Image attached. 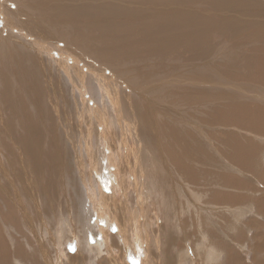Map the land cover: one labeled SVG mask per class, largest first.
I'll return each mask as SVG.
<instances>
[{"label":"rangeland","instance_id":"rangeland-1","mask_svg":"<svg viewBox=\"0 0 264 264\" xmlns=\"http://www.w3.org/2000/svg\"><path fill=\"white\" fill-rule=\"evenodd\" d=\"M263 34L264 0H0V264H264V134L225 122Z\"/></svg>","mask_w":264,"mask_h":264},{"label":"bare ground","instance_id":"bare-ground-1","mask_svg":"<svg viewBox=\"0 0 264 264\" xmlns=\"http://www.w3.org/2000/svg\"><path fill=\"white\" fill-rule=\"evenodd\" d=\"M255 6H257V5H255ZM9 7V6H8ZM11 7V6H10ZM9 7V8H10ZM3 10V9H2ZM13 14V13H12ZM253 14V13H252ZM13 16V15H12ZM17 18V17H16ZM3 20V19H2ZM17 20V19H16ZM10 21V20H9ZM18 21V20H17ZM16 21V22H17ZM19 22V21H18ZM8 24V23H7ZM18 24V23H17ZM4 25V24H3ZM6 25V24H5ZM6 27V26H5ZM128 27V26H127ZM126 27V28H127ZM131 27H133V25L132 26H130V29H131ZM129 28V27H128ZM132 32V31H131ZM261 32V31H260ZM133 33V32H132ZM204 33V32H203ZM248 33V32H247ZM260 34V33H259ZM127 35V34H126ZM248 36V35H247ZM130 37H132V36H130ZM222 37V36H221ZM243 37V36H242ZM248 38V37H247ZM130 39V38H129ZM215 39H218V40H221V38L219 39V38H215ZM249 39V38H248ZM141 40V39H140ZM264 34L263 35H261V36H258V37H256L255 38V42H259V44H257L255 47H252V48H249V49H247L246 50V52H245V54H243V55H236L237 56V58L239 59V61H240V63L242 64V65H245L244 66V68H245V72L247 73V75L248 76H250V78L251 79H253V80H255V82H260V84H263L264 85V50H263V46H264ZM129 41V40H128ZM136 41V40H135ZM143 41V40H142ZM137 42H139V41H137ZM244 42H247L246 40H244V39H236L234 42H233V44H238V45H241V44H243ZM183 43V42H182ZM132 44V43H131ZM224 44V43H223ZM131 46H133V45H131ZM130 46V47H131ZM127 47V46H126ZM199 47V46H198ZM228 47V46H227ZM235 47H237V46H235ZM214 48V47H213ZM233 49V48H232ZM231 50V49H230ZM222 51V50H221ZM229 51V50H228ZM235 52H236V49L234 50ZM237 53V52H236ZM221 54V53H220ZM223 54V53H222ZM255 54H257V56H255ZM213 57V56H212ZM231 57V56H230ZM229 57V58H230ZM163 58V57H162ZM10 60V59H9ZM6 61H8V59L6 60ZM5 61V62H6ZM229 61V60H228ZM201 63V62H200ZM208 63V62H207ZM187 64V63H186ZM210 64V63H209ZM221 64V63H220ZM7 66H10V63L7 65ZM219 68H220V66H219ZM223 69V68H222ZM214 70V69H213ZM172 71V70H171ZM216 71V70H215ZM243 72V71H242ZM217 73H218V71H217ZM216 73V74H217ZM20 74V73H19ZM246 75V76H247ZM14 76V75H13ZM19 76V75H18ZM218 76V75H217ZM245 76V77H246ZM7 77V76H6ZM153 77H155V76H153ZM241 77V76H240ZM23 78V77H22ZM19 79H21V78H19ZM27 79V78H26ZM179 79V78H178ZM247 80V79H246ZM14 81H15V79H14ZM5 83V82H4ZM20 83V82H19ZM25 83V82H24ZM15 84V83H14ZM16 85H18V84H16ZM25 85V84H24ZM21 86V85H20ZM236 86V85H235ZM7 87V86H6ZM24 87V86H23ZM26 87V86H25ZM18 89V88H17ZM254 89H256V88H254ZM253 89V90H254ZM259 89V88H258ZM257 89V90H258ZM252 90V91H253ZM17 91V90H16ZM21 90H19V92H20ZM14 92H15V89H14ZM48 92V91H47ZM100 92V91H99ZM239 92V91H238ZM258 92H259V90H258ZM16 93V92H15ZM14 93V95H16ZM23 93H24V90H23ZM26 93V92H25ZM58 93V92H57ZM244 93V92H243ZM261 93V92H260ZM20 94V93H19ZM22 94V93H21ZM20 94V95H21ZM237 94V93H236ZM13 95V94H12ZM227 95V94H226ZM65 97V96H64ZM233 97V96H232ZM244 97V96H243ZM242 97V98H243ZM238 98V97H237ZM241 98V99H242ZM261 99L263 98V102H264V96L263 97H260ZM21 99V98H20ZM80 99V98H79ZM84 100V99H83ZM239 100V99H238ZM244 102V101H243ZM245 102H247L248 104H246L245 103V105H243V104H240L239 106L237 105V102H236V104H232V107H231V111H230V113H228V115H227V118H229L227 121H225V122H228V121H231V120H233V121H235V122H240V123H246L247 121H250V122H254L253 123V125H252V123H251V127L253 128V130H256V131H254L255 133H257V134H264V115H259L258 116V118H257V113H253L252 111L254 110L252 107H254V106H250V104H251V102H252V100L250 99V100H247V101H245ZM258 103V102H257ZM87 104H88V102H87ZM92 105V104H91ZM253 105V104H252ZM83 106V105H82ZM85 106V105H84ZM93 106V105H92ZM39 108V107H38ZM58 108V107H57ZM39 110V109H38ZM260 110V109H259ZM257 111V110H256ZM50 112V111H49ZM260 112H263L264 113V108L260 111ZM11 113V112H10ZM77 113V112H76ZM36 114V113H35ZM38 114V113H37ZM39 115V114H38ZM25 116V115H24ZM27 116V115H26ZM35 117V116H34ZM42 117H43V115H42ZM45 117V116H44ZM231 117V118H230ZM13 118V117H12ZM81 118V117H80ZM89 118H90V116H89ZM108 119V118H107ZM25 120H26V122L27 123H23V120H18L17 121V123H16V130H20V131H22V133L20 132V135L18 134V135H14V133H13V137L14 136H17V140H15L16 142H23L24 144H25V141H26V137L28 136L27 134V132H28V127H30V125H29V120H27V117H25ZM232 121V122H233ZM231 122V123H232ZM43 123V122H42ZM248 123V122H247ZM246 123V124H247ZM237 124V123H236ZM250 124V123H249ZM227 125V124H226ZM234 126V125H233ZM238 126H239V124H238ZM33 127V126H32ZM243 127V126H242ZM34 128V127H33ZM37 128V127H36ZM46 128V127H45ZM2 132V131H1ZM11 132V131H10ZM25 133V134H24ZM27 133V134H26ZM38 133V132H37ZM32 134V133H31ZM97 135V134H96ZM213 135H215V134H213ZM92 136V135H91ZM88 138V137H87ZM93 138V137H92ZM15 139V138H14ZM32 139H33V137H32ZM29 140H30V138H29ZM48 140V139H47ZM92 140V139H91ZM163 140V139H162ZM33 141V140H32ZM41 141V140H40ZM229 141V140H228ZM36 142V141H35ZM44 141H42V143H43ZM239 142V141H238ZM41 143V144H42ZM89 143H90V140H89ZM240 143V142H239ZM40 144V145H41ZM235 144H237L236 142H232V149L234 150L235 148H236V146H235ZM5 145V144H4ZM87 145H88V147H87ZM86 145V149H87V153L89 154L90 153V145L89 144H87ZM237 145H239L240 146V144H237ZM241 145H242V143H241ZM245 145V144H244ZM243 145V146H244ZM50 146H52V144H50ZM6 148H7V146H5ZM245 147V146H244ZM95 148V147H94ZM188 148V147H187ZM238 148V147H237ZM248 148V147H247ZM248 149H250V148H248ZM252 149V148H251ZM118 150V149H117ZM190 150V149H189ZM243 151V149L241 150V152ZM240 152V151H239ZM167 153V152H166ZM245 153V152H244ZM94 154V151L92 152V154H91V157H93L92 155ZM99 154L100 153H97V154H95L96 156L95 157H97V156H99ZM106 158V157H105ZM181 158H183V156L182 155H179V161L181 160ZM129 159V158H128ZM94 159L92 158V161H93ZM136 160V159H135ZM175 160V159H174ZM247 160V159H246ZM246 160H245V162H246ZM105 161V160H104ZM176 161V160H175ZM204 161V160H203ZM232 161H234V160H232ZM202 162V161H201ZM11 163V162H10ZM180 163V162H179ZM240 163V162H239ZM244 163V162H243ZM53 165V164H52ZM92 165V164H91ZM94 165H95V163H94ZM180 165H181V163H180ZM247 165H249V164H247ZM96 166H97V163H96ZM110 166L111 165H106V167L107 168H110ZM244 166V165H243ZM66 167V166H65ZM129 167H131L130 165H129ZM156 167V166H155ZM246 167H248V166H246ZM128 168V167H127ZM5 169V168H4ZM16 170V169H15ZM248 170V169H247ZM18 172V171H17ZM160 172V171H159ZM158 172V173H159ZM20 173V172H19ZM23 173V172H22ZM248 173V172H247ZM14 174V173H13ZM58 174V173H57ZM61 174V173H60ZM246 174V173H245ZM61 176V175H60ZM153 176V175H152ZM161 176V175H160ZM231 176V175H230ZM229 176V177H230ZM65 178V177H64ZM67 178V177H66ZM61 179V178H60ZM73 179V178H72ZM161 179V178H160ZM87 180V179H86ZM236 180V179H235ZM234 180V181H235ZM20 181V180H19ZM227 181V180H226ZM160 182V181H159ZM236 182V181H235ZM238 182V181H237ZM240 183V182H239ZM11 184H12V182H11ZM236 184V183H235ZM60 185H63V184H60ZM113 185H115L114 183H113ZM226 185V184H225ZM243 185H245L244 183L242 184V186ZM51 186V185H50ZM73 186V185H72ZM71 186V187H72ZM114 187V186H113ZM52 188V187H51ZM234 188H236V187H234ZM249 191V190H248ZM136 195V194H135ZM245 196V195H244ZM139 197V196H138ZM225 197V196H224ZM229 198V197H228ZM120 199V198H119ZM241 199V201H243L242 199L243 198H240ZM239 199V200H240ZM216 200V199H215ZM248 200V199H247ZM235 201H236V199H235ZM46 203V202H45ZM114 203H116V202H114ZM118 203V202H117ZM248 203V202H247ZM119 204V203H118ZM120 204H121V202H120ZM8 205V204H7ZM102 205V204H101ZM115 205V204H114ZM114 205H112V206H114ZM112 206H111V208H112ZM120 206V205H119ZM119 206L118 207H116V208H119ZM9 207V206H8ZM102 207V206H101ZM103 207H105V209L107 210V207L106 206H103ZM258 207V206H257ZM1 208V207H0ZM127 208V207H126ZM97 209V208H96ZM105 209H101V211H103V210H105ZM105 210V211H106ZM122 211H124V210H122ZM198 211V212H197ZM196 212L197 213H199V210H197ZM107 212V211H106ZM190 212V211H189ZM105 213V212H104ZM10 214V213H9ZM105 214H108L109 215V213H105ZM122 214H123V218L125 219V215H124V213L122 212ZM193 214V213H192ZM7 215V214H6ZM38 215V214H37ZM196 215V214H195ZM104 216V215H103ZM188 216V215H187ZM194 216V215H193ZM92 217V216H91ZM104 217H107V218H109L108 216H104ZM113 217V216H112ZM192 217V216H191ZM196 217V216H195ZM70 218V217H69ZM114 219L113 220H115L116 218L115 217H113ZM197 218V217H196ZM10 219V218H9ZM71 219V218H70ZM123 219V220H124ZM103 220V219H102ZM109 220V219H108ZM117 220V219H116ZM122 220V221H123ZM199 220V219H198ZM197 220V221H198ZM64 221V220H63ZM70 221V220H69ZM84 221V220H83ZM90 221V220H89ZM186 221H187V219H186ZM10 222V221H9ZM12 222V221H11ZM18 222V221H17ZM130 222V224H132L133 223V221L131 220V215H126V221H125V224L127 225V223H129ZM192 222H193V220H192ZM192 222H190V223H192ZM71 223H73V222H71ZM87 223V222H86ZM14 224V223H13ZM108 224V223H107ZM125 224H124V226H125ZM185 224H186V222H185ZM203 224H204V222H203ZM56 225V224H55ZM71 225V224H70ZM191 225H193V223L191 224ZM198 225V224H197ZM19 226H21V225H19ZM57 226V225H56ZM61 226V225H60ZM117 226V225H116ZM119 226V225H118ZM117 226V227H118ZM121 226V225H120ZM190 226V225H189ZM114 227V226H113ZM127 227V226H126ZM126 227H121V229L119 230V228L120 227H118V229H117V232L119 233V232H124V233H126L127 232V230H126ZM19 228V227H18ZM17 228V229H18ZM1 229V228H0ZM61 229V228H60ZM137 229H138V225H137ZM77 231V230H76ZM131 231V230H130ZM136 232V231H135ZM138 232V231H137ZM47 233V232H46ZM131 233H134V231L133 232H131ZM117 234V233H116ZM126 237V236H125ZM5 238V237H4ZM23 238V237H22ZM131 238H132V236H131ZM20 239H21V237H20ZM122 240H123V238H121ZM127 239V238H126ZM129 240H130V238H128ZM136 239V238H135ZM169 239V238H168ZM133 241V240H132ZM141 241V240H140ZM124 242H125V240H124ZM143 242V241H142ZM17 243V242H16ZM99 243V242H98ZM128 243V242H127ZM137 243H138V240H137ZM114 245V244H113ZM129 245V244H128ZM137 245V244H136ZM18 246V245H17ZM15 246V248H18V249H20L21 250V247L23 246L24 247V245H22V246ZM108 246V245H107ZM146 246V245H145ZM22 247V248H23ZM104 247V246H103ZM26 248V247H25ZM212 248V247H211ZM24 249V248H23ZM100 249H101V247H100ZM144 249V248H143ZM7 250H8V246H7ZM97 250H99L98 248H97ZM139 250V249H138ZM141 250V249H140ZM12 251V250H11ZM22 251V250H21ZM107 252V251H106ZM125 252V251H124ZM213 251H211V253H212ZM6 253H7V251H6ZM20 253V252H19ZM18 253V254H19ZM99 253H100V251H99ZM146 253V252H145ZM21 255L23 254V258H24V254L25 253H20ZM181 254V253H180ZM183 254V253H182ZM207 254V253H206ZM214 254V253H213ZM10 255V254H9ZM8 255V256H9ZM14 255H16V254H14ZM21 255H19V257L21 256ZM100 255V254H99ZM18 256V255H17ZM17 256H16V258H17ZM29 256V255H28ZM33 256V255H32ZM35 256V255H34ZM123 256H124V253H123ZM152 256V255H151ZM207 256V255H206ZM6 257H7V255H6ZM12 257V256H11ZM21 257V258H22ZM49 257H50V255H49ZM209 257V256H208ZM152 258H153V256H152ZM155 258V257H154ZM181 258H183V257H181ZM10 259V258H9ZM18 259V258H17ZM36 259V258H35ZM46 259V258H45ZM51 259V258H50ZM25 260H27V257H26V259ZM64 260V259H63ZM151 260V259H150ZM154 260V259H153ZM180 260V259H179ZM208 261H210V260H208ZM19 262V261H18ZM8 263V262H7ZM21 263H23V262H21ZM34 263H35V261H34ZM1 264H2V262H1ZM4 264H6V262L4 263ZM32 264H33V262H32Z\"/></svg>","mask_w":264,"mask_h":264}]
</instances>
